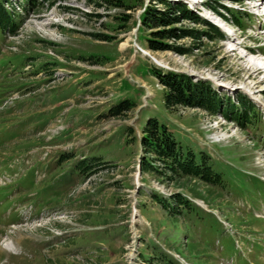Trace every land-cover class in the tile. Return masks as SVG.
Returning a JSON list of instances; mask_svg holds the SVG:
<instances>
[{
    "label": "rangeland",
    "instance_id": "rangeland-1",
    "mask_svg": "<svg viewBox=\"0 0 264 264\" xmlns=\"http://www.w3.org/2000/svg\"><path fill=\"white\" fill-rule=\"evenodd\" d=\"M36 1L28 9L25 0H17L18 30L0 32V175L8 178L0 185V264H168L160 259V249L192 264H229L222 258L233 256L239 264L243 256L264 264V223L239 207L243 203L254 212L264 206V182L258 178L264 175V17L248 13L246 19L240 12L243 26L227 25L222 13L228 12L216 2L233 0H170L231 32L225 39L201 35L169 41L187 49L185 54L152 52L141 39L143 30L138 31L139 16L149 4L160 6L156 0H121V6ZM233 5L258 11L264 0ZM124 14L127 21L121 20ZM176 26L206 27L190 20ZM258 44L263 47L256 49ZM150 56L163 69L211 78L213 90L236 105L240 97L250 99L242 88L253 91L260 101L250 99L257 115L241 128L221 113L212 117L199 108H166L165 88ZM123 99L135 105L123 116L108 115L109 107ZM149 117L166 124L183 148H209L211 165L224 181L218 187L196 184L215 198L180 191L197 198L204 210L219 213L228 228L207 213L202 218L197 207L170 218L150 195L151 189L165 196L174 192L173 179L140 168L141 184H134L135 165L144 154L141 129ZM64 151L74 156L60 162ZM82 157L86 160L79 165H94L89 172L73 169ZM67 165L73 167L67 170ZM23 205H30L35 216L27 209L20 215ZM242 215L254 225H243ZM18 221L17 228L8 227ZM188 225L199 240L183 229ZM175 234L179 240L172 242ZM243 235L256 240L253 246L242 244ZM184 239L187 244H181ZM5 241L13 252L4 248Z\"/></svg>",
    "mask_w": 264,
    "mask_h": 264
},
{
    "label": "trees",
    "instance_id": "trees-1",
    "mask_svg": "<svg viewBox=\"0 0 264 264\" xmlns=\"http://www.w3.org/2000/svg\"><path fill=\"white\" fill-rule=\"evenodd\" d=\"M29 1L27 2L29 3ZM96 1H101L107 5H122L121 0ZM156 1L160 6L154 5V3L149 4L145 6V9L139 16L141 25L138 31L143 30L144 35L141 39L148 51L163 52L172 50L185 54L188 51L187 49L179 47L176 44H171L169 41L172 39L177 41L187 36L199 38L202 35L209 40H217L223 37V34L215 25L192 12L186 4L170 0ZM216 5L228 12L231 19L237 25L243 26L241 20L243 16L239 13H245L246 17V12L227 8L219 2H216ZM128 18L129 14H124L121 20L127 21ZM183 20H190L206 27L196 30L176 26ZM6 27H10V30L14 31L16 24L13 16L4 7L3 0H0V30L4 31ZM152 66L157 82L165 88L163 102L166 108L175 106L199 108L207 111L211 116L216 115L221 110L228 119H234L236 123L242 126L248 124L252 115H256L254 104L246 100L245 97H240L238 105H236L234 102H231L232 100L226 94L223 96L213 90L209 81L205 79H195L187 73L163 69L157 67L155 64H152ZM134 105L133 101L123 99L109 107L107 114L116 117L123 116ZM129 131H132L131 127H129ZM139 142L144 153L140 160L142 171L149 170L159 177L173 179L172 185L176 188L175 191L172 190L174 192H171L168 196H164L157 190L151 189L150 195L168 213L170 218L175 217L179 219L185 212L194 213V209L197 207L180 191L181 189H185L207 201L215 198L211 191L199 189L198 184H196V182L199 183L200 181L205 184H213L220 182L222 179L219 171L209 164L210 157L205 150L195 149L190 146L183 148L176 141L169 127L159 122L156 117H149L145 121L141 129ZM70 155L68 153L61 154L59 160H63ZM84 168L87 169L88 166H84ZM143 205L145 204L143 203ZM181 222H183V219ZM183 229H188L187 232L190 231L189 225L186 228L183 227ZM172 239V242L179 240L176 234ZM181 244L187 243L185 240H182ZM153 247L159 248L157 244H154ZM160 252L161 254L158 255L161 257V260H167L168 264H173L167 253L161 249ZM141 255L143 256L142 253Z\"/></svg>",
    "mask_w": 264,
    "mask_h": 264
},
{
    "label": "bare ground",
    "instance_id": "bare-ground-1",
    "mask_svg": "<svg viewBox=\"0 0 264 264\" xmlns=\"http://www.w3.org/2000/svg\"><path fill=\"white\" fill-rule=\"evenodd\" d=\"M246 90V89H245ZM247 91V90H246ZM248 93H249V95L253 98V99H255L257 102H260L258 99H256V97L254 96V93H253V91H247ZM0 180H2L1 178H0ZM4 248L5 249H7V250H10L11 251V249L13 248V245H12V243L9 241H5V243H4Z\"/></svg>",
    "mask_w": 264,
    "mask_h": 264
}]
</instances>
